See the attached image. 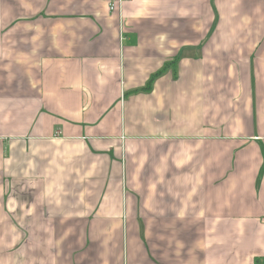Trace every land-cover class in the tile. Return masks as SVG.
I'll list each match as a JSON object with an SVG mask.
<instances>
[{"label":"crops","instance_id":"obj_1","mask_svg":"<svg viewBox=\"0 0 264 264\" xmlns=\"http://www.w3.org/2000/svg\"><path fill=\"white\" fill-rule=\"evenodd\" d=\"M0 264H264V0H0Z\"/></svg>","mask_w":264,"mask_h":264},{"label":"trees","instance_id":"obj_2","mask_svg":"<svg viewBox=\"0 0 264 264\" xmlns=\"http://www.w3.org/2000/svg\"><path fill=\"white\" fill-rule=\"evenodd\" d=\"M155 76V75H154ZM149 87H150V84L148 83L147 85H146V87L145 88H142L141 90H144V91H146V90H148L149 89Z\"/></svg>","mask_w":264,"mask_h":264}]
</instances>
